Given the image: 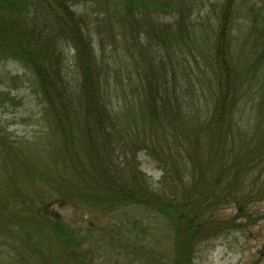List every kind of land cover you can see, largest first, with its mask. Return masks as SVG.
Masks as SVG:
<instances>
[{
  "label": "trees",
  "instance_id": "1",
  "mask_svg": "<svg viewBox=\"0 0 264 264\" xmlns=\"http://www.w3.org/2000/svg\"><path fill=\"white\" fill-rule=\"evenodd\" d=\"M7 62L42 106L35 148L0 119V231L30 264H95L130 223L140 258L193 264L264 200V0H0ZM138 207L172 233L169 262Z\"/></svg>",
  "mask_w": 264,
  "mask_h": 264
},
{
  "label": "rangeland",
  "instance_id": "2",
  "mask_svg": "<svg viewBox=\"0 0 264 264\" xmlns=\"http://www.w3.org/2000/svg\"><path fill=\"white\" fill-rule=\"evenodd\" d=\"M204 9L210 10L209 7ZM208 12L211 15L210 11ZM72 68L75 70V67ZM33 84L32 75L20 65L13 62L0 64V105H2L0 119L14 138L22 142L17 145L19 149L25 147L28 150L27 146L35 148L37 145L34 144H39L36 132L39 131L37 124L42 106L34 92ZM139 161L147 178L158 189L157 183L163 178L158 164L144 154L140 155ZM51 212L54 216L63 217L73 226L77 224L74 220L73 208L55 205L51 207ZM127 213L133 217L134 221L144 220L153 225L157 231L155 233L157 237L151 246L155 248V254L160 253L164 256V262L168 261L172 257V233L165 228L163 218H155L147 210L139 207L128 208ZM223 214L229 219L233 211L227 209ZM249 214L250 217L240 220L239 228H230L219 236L198 244L193 255V264H264V200L257 199L253 202L249 208ZM105 223L106 221L103 220L100 225L104 226ZM132 227L133 223H130L122 235H119L121 242L117 239L110 244L103 242L105 246L98 244L95 264H155L151 257L142 255L143 258H140L137 253L138 248L135 246L127 247L133 243L131 239L136 236L135 233H131ZM32 262L34 264V261ZM26 263L30 264L28 255L21 244L12 239L9 233L0 231V264Z\"/></svg>",
  "mask_w": 264,
  "mask_h": 264
}]
</instances>
